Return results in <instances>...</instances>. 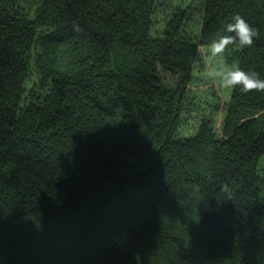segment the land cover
I'll return each mask as SVG.
<instances>
[{
    "label": "trees",
    "instance_id": "1",
    "mask_svg": "<svg viewBox=\"0 0 264 264\" xmlns=\"http://www.w3.org/2000/svg\"><path fill=\"white\" fill-rule=\"evenodd\" d=\"M157 1L0 0L3 264H264V90L219 129L189 91L237 14L257 37L221 60L264 78V0H180L154 36Z\"/></svg>",
    "mask_w": 264,
    "mask_h": 264
},
{
    "label": "rangeland",
    "instance_id": "2",
    "mask_svg": "<svg viewBox=\"0 0 264 264\" xmlns=\"http://www.w3.org/2000/svg\"><path fill=\"white\" fill-rule=\"evenodd\" d=\"M179 1L180 0L157 1V9L154 12L155 21L152 35H160V31L164 26L163 19L165 18L166 10L176 5ZM199 51L201 53V60L194 71V78L192 85L189 86V91L192 96H194L196 92H199V102L203 105V112H205L207 116L210 115L212 109H218L217 115L212 118L215 122V128L219 129L221 109L228 100L231 88L223 87L215 73L219 67L226 64L221 60L220 55H215L212 52L211 48H200ZM193 92L195 93L193 94ZM195 103L198 104V101H195Z\"/></svg>",
    "mask_w": 264,
    "mask_h": 264
},
{
    "label": "clouds",
    "instance_id": "3",
    "mask_svg": "<svg viewBox=\"0 0 264 264\" xmlns=\"http://www.w3.org/2000/svg\"><path fill=\"white\" fill-rule=\"evenodd\" d=\"M225 32L214 40L210 47L215 55H221L228 46L238 43L240 46H251L257 37V31L239 14L226 24ZM225 88L240 86L245 92L264 90V78L255 71H245L236 65H223L215 73Z\"/></svg>",
    "mask_w": 264,
    "mask_h": 264
},
{
    "label": "water",
    "instance_id": "4",
    "mask_svg": "<svg viewBox=\"0 0 264 264\" xmlns=\"http://www.w3.org/2000/svg\"><path fill=\"white\" fill-rule=\"evenodd\" d=\"M0 264H3V263H2V259H1V256H0Z\"/></svg>",
    "mask_w": 264,
    "mask_h": 264
}]
</instances>
